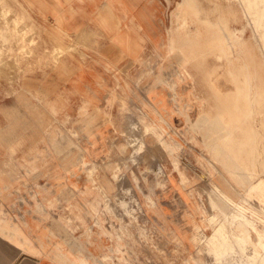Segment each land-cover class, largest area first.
I'll return each mask as SVG.
<instances>
[{
    "label": "rangeland",
    "instance_id": "rangeland-1",
    "mask_svg": "<svg viewBox=\"0 0 264 264\" xmlns=\"http://www.w3.org/2000/svg\"><path fill=\"white\" fill-rule=\"evenodd\" d=\"M198 2L264 74V0ZM205 18L184 0H0V264H239L209 244L215 186L263 252L264 114L234 133L210 117L231 122L228 63L215 84L202 67L221 62L181 45Z\"/></svg>",
    "mask_w": 264,
    "mask_h": 264
},
{
    "label": "bare ground",
    "instance_id": "bare-ground-1",
    "mask_svg": "<svg viewBox=\"0 0 264 264\" xmlns=\"http://www.w3.org/2000/svg\"><path fill=\"white\" fill-rule=\"evenodd\" d=\"M184 2L195 9L196 14L202 13L204 17L206 16L204 27L200 26L202 27L201 29L192 33L189 28L183 32V37L185 38H182L181 45L184 46V53H190L194 59L201 58L202 65L200 66H208V58L210 57L214 58L215 62H221L220 64L213 62L208 68L202 67V70H205V74L208 75L209 81L215 84L220 82L219 78L222 74L217 75V71L225 65L222 61L226 60L228 67H226L225 75L229 78L228 82L233 85L232 91H221V99L218 100L221 108L224 107L227 114L226 117H230L231 122L226 123L225 116L220 111L210 117L221 119L224 126L232 133L240 132V128L246 124L248 118L243 114L245 110L249 109L252 114H256L257 111L259 114H264V74L257 66L256 68L252 65L251 59L240 49L239 40L237 41L235 38L230 24L222 17H218L215 22L211 21L210 15L216 10L202 9V5L198 0H184ZM193 12L195 13V11ZM190 37H195V39L196 37H201V39L199 38L200 41H196L195 45H192L193 42L189 40ZM241 40L246 41L245 39ZM234 49H236L240 57L237 60H230ZM235 157L238 156H234V159ZM215 188L208 194V201L210 208L221 217V221L218 222L214 234L209 240V244L214 249L216 256L219 257L224 253L230 252L241 258L239 264H264V238L263 234L260 233L264 232V230L257 233L261 241L259 247L263 249V252L247 253L243 247V239L238 235L236 229L248 218L241 212L239 205L230 201L225 192ZM253 230L258 232L255 227H253Z\"/></svg>",
    "mask_w": 264,
    "mask_h": 264
},
{
    "label": "crops",
    "instance_id": "crops-1",
    "mask_svg": "<svg viewBox=\"0 0 264 264\" xmlns=\"http://www.w3.org/2000/svg\"><path fill=\"white\" fill-rule=\"evenodd\" d=\"M53 15L55 16V18L58 20H61V13L58 11V10H56V9H54V11H53Z\"/></svg>",
    "mask_w": 264,
    "mask_h": 264
}]
</instances>
